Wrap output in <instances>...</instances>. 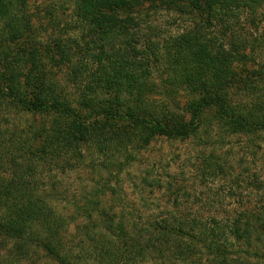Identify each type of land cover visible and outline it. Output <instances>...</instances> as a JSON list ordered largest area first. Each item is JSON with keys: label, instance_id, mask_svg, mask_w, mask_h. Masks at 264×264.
<instances>
[{"label": "trees", "instance_id": "trees-1", "mask_svg": "<svg viewBox=\"0 0 264 264\" xmlns=\"http://www.w3.org/2000/svg\"><path fill=\"white\" fill-rule=\"evenodd\" d=\"M143 1L73 0L71 27L84 30L83 43L55 34L44 47L28 0H0V110L31 116L11 135L1 128L0 264H264V204L225 219L169 213L138 220L124 213L116 220L101 206L106 184L80 208L61 197L51 173L66 158V165L80 163L82 147H95L111 162L132 142L144 147L158 136L194 134L205 114L226 133L264 132V63L247 69L254 43L239 35L216 38L200 24L169 41L165 55L140 51L132 24ZM167 1L185 3L203 24L236 19L242 8L255 16L264 2ZM256 41L264 43V32ZM166 57L170 76L157 85L154 64ZM67 64L70 73L60 81L57 69ZM180 90L190 98L177 112L173 97ZM63 200L71 212L61 211Z\"/></svg>", "mask_w": 264, "mask_h": 264}, {"label": "rangeland", "instance_id": "rangeland-1", "mask_svg": "<svg viewBox=\"0 0 264 264\" xmlns=\"http://www.w3.org/2000/svg\"><path fill=\"white\" fill-rule=\"evenodd\" d=\"M28 5L35 18L34 24L44 31L39 37L41 45L52 46L57 39L55 34L65 40L70 35L83 43L84 30L71 27L76 23L72 20L73 0H28ZM133 16L132 28L136 26L137 33L134 45L140 51L152 49L159 53L161 49L165 55L169 41L201 24L216 38L226 40L239 35L247 37L248 44L253 42L254 61L247 66L249 72L264 63V43L256 41L264 32V2L257 8L255 16L242 8L236 19L224 17L222 21L216 18L206 24L191 13L185 3L167 0H144L135 8ZM245 52H250L248 46ZM169 59L166 57L165 61L154 64L153 82L157 85L170 76ZM69 67L67 64L57 69L60 81L66 82ZM75 87V84L67 85L70 92H74ZM153 96L161 98V95ZM189 98L186 91L176 92L173 97V103L177 105L175 111L182 112ZM236 98L242 97L236 95ZM26 120H31V116L1 109L0 134L1 128H7L4 133L7 135L16 132L17 128H25ZM40 120L36 118V123ZM203 120L197 131L186 138L158 136L144 147L132 142L127 151L113 152L111 162L104 161L106 155L95 147H82L80 163L71 161L66 165V158L51 173L58 182L61 197L74 200L80 208L88 193L106 184L109 187H106V194L101 195V206L115 214L116 220L117 215L124 213L138 220L169 213L221 219L253 213L264 204V132L231 134L215 126L211 114H205ZM206 121H211L209 126H205ZM126 152L131 154L127 155V161ZM216 161L220 166L215 165ZM104 162L108 167H103ZM121 162L123 165L119 168ZM211 164L217 167L215 173H212ZM111 187L115 191L112 192ZM60 203L64 204L61 205L62 212L72 211L69 203L64 200ZM75 220L76 224L83 221L81 218Z\"/></svg>", "mask_w": 264, "mask_h": 264}]
</instances>
